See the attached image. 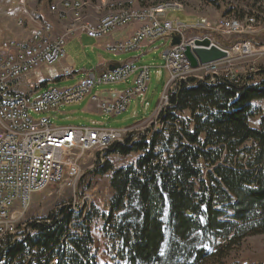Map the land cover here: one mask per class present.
Segmentation results:
<instances>
[{
	"label": "trees",
	"instance_id": "obj_1",
	"mask_svg": "<svg viewBox=\"0 0 264 264\" xmlns=\"http://www.w3.org/2000/svg\"><path fill=\"white\" fill-rule=\"evenodd\" d=\"M251 79L215 76L211 81L206 75L173 84L158 115L171 124L169 136L153 127L142 134L132 131L90 172L112 171L108 213L98 215L94 205L84 213L60 205L1 239L0 264H97L91 222L99 216L108 221L124 209L131 211L121 224L130 217L133 221L117 225V237L131 264L148 263L164 241L166 199L173 245L203 229L230 240L264 234V119L258 128L249 125L255 115L252 102L264 101V77L257 83ZM183 111L190 113L188 122L179 116ZM176 121L179 131L173 127ZM133 152L140 153L133 165L114 168L107 158ZM102 230L109 229L104 224Z\"/></svg>",
	"mask_w": 264,
	"mask_h": 264
},
{
	"label": "rangeland",
	"instance_id": "obj_2",
	"mask_svg": "<svg viewBox=\"0 0 264 264\" xmlns=\"http://www.w3.org/2000/svg\"><path fill=\"white\" fill-rule=\"evenodd\" d=\"M107 1L110 3V5H107L109 8H106V6L98 7L97 15L104 14L110 10H117L122 6L124 8H132V10L147 9L149 7L151 9H159L160 4L170 3V5L179 7L182 10L169 9L168 17H179L187 25L194 24L198 18H206L211 24V28L191 29L186 33V38L208 36L214 43L229 50V62L219 65L217 71L219 75L229 72L237 78L238 76L240 79L242 78V81L244 78L251 77L252 83H257L264 77V0ZM118 2L119 4L122 3V5H119ZM92 3L94 4L95 2ZM89 14L91 15V13ZM89 17H92V15ZM59 20H62V18L59 17V13H55L51 9L49 0H0V46L10 41L16 43L25 42L20 39L23 37L20 35V31L33 28V36H35L40 26L46 25L52 29L54 28L53 24H56V22L60 23ZM224 21L226 23L236 22L233 26L241 25V30L235 33L226 30L222 26ZM219 40L228 44L223 45ZM102 41L100 40L99 42ZM245 43L250 45V51L240 50ZM169 44V39L162 37L153 41L144 40L140 45V47L142 46L141 48L130 52L112 53L106 48L97 45L95 39L92 40L90 37L74 38L71 39V42L68 40L64 50L65 61L68 66L73 68L75 72L73 76H75L72 78L61 77V63L44 65L34 69L29 73L30 75H27L30 80L29 82L25 80V84H28L26 89L31 91L38 87L36 91L28 93L31 99H35L47 88L65 89L75 86L80 78L85 76L87 71L91 70L98 74L102 61L124 63L128 59L136 57L138 58V61L134 63L136 66L147 65L151 67L147 92L132 98L126 111L116 116L101 115L95 122H98L99 126L107 128L124 129L130 124L146 119L137 124L136 127L131 128V130L134 129V131L141 134L148 127H153L155 130L154 124H149V120L151 119L150 116L157 111L156 108L169 80L168 72L163 66L164 59L162 57ZM205 76L204 71H195L191 74V77L202 78ZM131 81L132 77L128 82L97 85L94 91L99 93L111 89L116 91L126 90L131 86ZM41 85L45 86L41 88ZM81 103L71 104V107L76 111V115L82 112L79 108ZM252 106L254 107L255 115L250 118L249 125L253 128H258L260 122L264 119V101H253ZM48 113V111L34 112L30 110L29 116L34 120L47 119L49 116L50 123L57 127L66 124L65 120L54 115L50 116ZM179 116L188 122L190 113L189 111H183L179 113ZM149 117L150 119H148ZM85 120L83 123L87 125L88 123L86 124ZM192 126L191 123L189 128L191 129ZM156 130L161 132L160 127H156ZM165 149L159 148V151H165ZM100 153L101 148H98L96 150L93 149V157L91 159H89L90 153L89 156L86 155L84 158L86 162L75 173L73 186L69 188L61 187L58 182L54 181L49 182L41 190L36 191L32 195L27 210L22 216L17 217L15 223L16 231L18 227H23L32 220L48 217L60 205L80 202L85 195L91 205L98 209V215L100 213H108L110 198L113 194L109 184L112 171L103 175L90 173L98 165L97 160L101 158ZM139 155L140 153L135 152L126 156L112 153L107 158L113 167L116 168L133 165ZM130 211L129 209H124L114 214L108 221L101 219L99 216L91 222L90 228L94 239L93 247L97 264H131L128 251L123 247L122 241L118 239L116 229L119 224L125 225L133 221V218L130 217L121 224L123 215L130 213ZM198 218L205 225L204 214H199ZM222 219L227 220L225 215L222 216ZM162 221L165 237L158 257L148 263L137 261L136 264H259L264 262V234L248 235L242 239L234 238L230 240L231 236L221 237L216 231L203 229L196 231L189 239L179 241L178 244L173 245L167 199ZM104 224L109 229L106 230V234L102 230ZM51 264H55V260Z\"/></svg>",
	"mask_w": 264,
	"mask_h": 264
},
{
	"label": "built area",
	"instance_id": "obj_3",
	"mask_svg": "<svg viewBox=\"0 0 264 264\" xmlns=\"http://www.w3.org/2000/svg\"><path fill=\"white\" fill-rule=\"evenodd\" d=\"M49 1L51 9L59 13L62 20L70 23L65 34L50 38V27L42 25L28 41H10L0 46V240L16 232L17 217L27 210L36 191L54 181L61 187L73 186L75 173L86 162V155L91 154V159L93 149L101 148V158L98 162L103 163L106 151L116 142L123 143L127 134L134 131L130 127H57L48 119H32L29 111L47 112L61 103L80 100L97 85L128 82L132 77L131 86L122 91L116 99L102 102L98 97H93L104 114L116 116L128 109L132 98L145 94L148 90L151 67L127 63L117 64L114 69L100 74L87 72L75 86L65 89L47 88L35 99L11 87L13 81L26 76L34 69L64 61V47L68 36L78 34L101 40L126 25L137 24L130 36L105 43V48L112 53L133 51L139 48L144 40L153 41L165 37L171 42L172 34L181 36L180 43L169 44L162 55L169 80L157 111L149 120V124H154V127H161L164 137L169 136L171 124L161 121L158 115L161 108L167 104V92L173 84L186 80L195 71H204L211 81L215 76H222L231 81L236 78L229 72L222 75L217 72L221 63L229 62V57L200 65L195 69L190 67L184 55V47L187 43L193 45L194 39L198 37L188 39L186 33L191 29H209L211 24L206 18L196 19L194 24L187 25L179 17H168L169 9L182 10L170 3L160 4L159 9L149 7L132 10L122 6L95 19L89 17V11L98 12V7L110 5L107 0ZM222 26L232 33L241 30V25L230 26L226 21ZM249 46L245 43L240 50L250 51ZM73 72V68L67 64L61 65V77H71ZM173 127L179 131L180 122L173 123ZM86 198L85 195L80 202L67 204L74 211L83 209L84 213L91 206Z\"/></svg>",
	"mask_w": 264,
	"mask_h": 264
},
{
	"label": "crops",
	"instance_id": "obj_4",
	"mask_svg": "<svg viewBox=\"0 0 264 264\" xmlns=\"http://www.w3.org/2000/svg\"><path fill=\"white\" fill-rule=\"evenodd\" d=\"M89 12L91 13L92 17L95 19L99 16V15H97V13L94 10H90ZM64 21L65 20H59L60 23L56 22V24H53L54 28L50 29V38H55L57 36H60V35H63L66 33V29L70 26V23H68L67 21H65V22H67V23H65ZM135 28H136V26L134 24L126 25V26L118 29L114 33H112V35L110 37L101 39V40H103L102 42H99L100 40H95L96 44L105 48L106 42L111 41L113 39H120V38L128 37L133 33ZM20 35L23 36L20 39H23L24 41H28L34 35L33 34V28H31L30 30L25 29V30L20 31ZM83 36H85V35L72 34V35L67 37L66 44L68 43V40L71 42V39H74V38L78 39V38H81ZM92 40H94V39H92ZM141 47H139V48H141ZM136 61H138V58L135 57V58H130V59L126 60L124 63L135 65L134 63ZM65 64H67L65 60L61 62V65H65ZM117 64H120V63L112 62V61H102L100 63V68L98 70V74L111 70V68H113ZM87 72H92V71L90 70ZM74 73L75 72H73V74ZM73 74H72L71 78L75 76V75L73 76ZM27 75H30V74H27ZM27 75L16 80L14 82L13 88L16 91L24 93L30 97V95L28 93L36 91L38 89V87H36L34 90H31V91L26 89L28 84L27 85L25 84V80L27 82H29V80H30L28 78L29 76H27ZM45 85H41L40 87L42 88ZM122 91H124V90L116 91V90L111 89V90H104L102 92L97 93L93 89L89 95L84 96L83 98H81L80 100H78L76 102L61 103L55 109L48 111L49 112L48 114L50 116L54 115V116L61 118L62 120H65L66 124H63V126L104 127V126H99L100 124H98V122H95L96 120H98V117L101 115H104V113L102 112L101 108L98 106L97 100L95 101L93 99V97H98L97 99L98 100L100 99L102 102L109 101L110 99H116L119 96V94L122 93ZM77 102H79V103L82 102L81 105L79 106V108L82 112H80L78 115L75 114L76 111L71 107L72 103H77ZM150 117L148 119H150ZM47 119L50 121L49 116ZM83 119L84 120L86 119L85 121H86V124L88 123L87 125H84ZM144 120H146V119H144ZM144 120L142 119L138 122L130 124V126H128V127H130V128L136 127L137 124L143 122Z\"/></svg>",
	"mask_w": 264,
	"mask_h": 264
},
{
	"label": "water",
	"instance_id": "obj_5",
	"mask_svg": "<svg viewBox=\"0 0 264 264\" xmlns=\"http://www.w3.org/2000/svg\"><path fill=\"white\" fill-rule=\"evenodd\" d=\"M181 41L179 34L171 35V45H177ZM184 55L191 68L200 65L220 61L229 57V50L217 45L209 37L195 38L193 45L187 43L184 47ZM115 66L112 69H114Z\"/></svg>",
	"mask_w": 264,
	"mask_h": 264
},
{
	"label": "bare ground",
	"instance_id": "obj_6",
	"mask_svg": "<svg viewBox=\"0 0 264 264\" xmlns=\"http://www.w3.org/2000/svg\"><path fill=\"white\" fill-rule=\"evenodd\" d=\"M119 3V2H118ZM106 8H109L108 6H106ZM109 12H114V10H110V11H108V12H105L104 14H107V13H109ZM199 19V18H198ZM230 24V26H233V25H235L236 24V22L234 23V22H232V23H229ZM161 128V127H160ZM155 129H156V127H155ZM96 149H98V148H94V150H96Z\"/></svg>",
	"mask_w": 264,
	"mask_h": 264
}]
</instances>
